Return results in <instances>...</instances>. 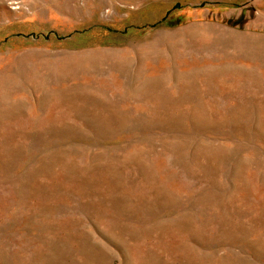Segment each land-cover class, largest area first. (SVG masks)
Instances as JSON below:
<instances>
[{"label":"rangeland","instance_id":"374dc122","mask_svg":"<svg viewBox=\"0 0 264 264\" xmlns=\"http://www.w3.org/2000/svg\"><path fill=\"white\" fill-rule=\"evenodd\" d=\"M0 264H264V0H0Z\"/></svg>","mask_w":264,"mask_h":264}]
</instances>
